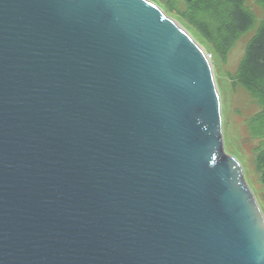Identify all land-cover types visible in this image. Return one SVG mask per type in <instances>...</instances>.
Here are the masks:
<instances>
[{"label": "water", "instance_id": "95a60500", "mask_svg": "<svg viewBox=\"0 0 264 264\" xmlns=\"http://www.w3.org/2000/svg\"><path fill=\"white\" fill-rule=\"evenodd\" d=\"M0 264H264L211 61L149 0H0Z\"/></svg>", "mask_w": 264, "mask_h": 264}, {"label": "rangeland", "instance_id": "374dc122", "mask_svg": "<svg viewBox=\"0 0 264 264\" xmlns=\"http://www.w3.org/2000/svg\"><path fill=\"white\" fill-rule=\"evenodd\" d=\"M149 1L159 6L169 17L180 24L208 55L221 99L226 152L241 163L246 181L264 213V176L260 166V155L264 153V135H257L253 130V127L260 122V119L255 118L260 112H263L264 105L261 99L256 98H261V90L250 93L239 77L247 46L256 35L259 26L240 34L229 48H224L215 35L216 33L211 32L209 40H206L188 21L191 19V22H196L199 18L198 14L194 15L192 11L187 19L181 18L168 13L160 0ZM186 1L190 2L191 0L179 1L183 4L179 7L184 12L190 6ZM244 1L245 6L256 15L257 23L261 24L264 21V5L259 0ZM215 15L218 17L217 14ZM215 15L209 11L207 17L217 23L220 17L217 21ZM219 24L218 22L217 25ZM262 126L264 127V124Z\"/></svg>", "mask_w": 264, "mask_h": 264}, {"label": "trees", "instance_id": "16d2710c", "mask_svg": "<svg viewBox=\"0 0 264 264\" xmlns=\"http://www.w3.org/2000/svg\"><path fill=\"white\" fill-rule=\"evenodd\" d=\"M180 0H160L162 5L170 14H175L181 18L187 19L190 12L199 15L196 22H191L197 32L206 40H209L211 32L219 38L224 48H229L236 38L245 32L252 30L255 26H259L256 35L251 39L247 46L245 58L240 67V80L243 85L251 92L261 90V98L264 105V21L257 23L256 15L245 5L244 0H191L186 1L189 4L186 12L180 9L183 5ZM264 5V0H259ZM217 14L216 20L219 18V25L207 17L208 13ZM224 11V12H222ZM222 12V13H221ZM225 16H223V15ZM260 122L253 127L257 135H264V110L260 112L255 119ZM254 119V120H255ZM263 123V124H261ZM259 130V132H258ZM264 152V151H263ZM260 166L264 176V153L260 155ZM264 180V178H263Z\"/></svg>", "mask_w": 264, "mask_h": 264}, {"label": "bare ground", "instance_id": "6f19581e", "mask_svg": "<svg viewBox=\"0 0 264 264\" xmlns=\"http://www.w3.org/2000/svg\"><path fill=\"white\" fill-rule=\"evenodd\" d=\"M171 18V17H170Z\"/></svg>", "mask_w": 264, "mask_h": 264}]
</instances>
